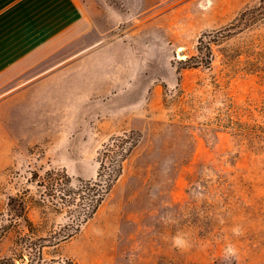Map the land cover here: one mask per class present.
<instances>
[{
	"label": "rangeland",
	"instance_id": "374dc122",
	"mask_svg": "<svg viewBox=\"0 0 264 264\" xmlns=\"http://www.w3.org/2000/svg\"><path fill=\"white\" fill-rule=\"evenodd\" d=\"M83 1L117 17L100 73L47 104L0 103V200L37 198L33 170L95 179L103 145L133 132L117 181L61 251L76 264H264V23L212 44L208 65L180 64L257 0Z\"/></svg>",
	"mask_w": 264,
	"mask_h": 264
},
{
	"label": "crops",
	"instance_id": "0c3cea01",
	"mask_svg": "<svg viewBox=\"0 0 264 264\" xmlns=\"http://www.w3.org/2000/svg\"><path fill=\"white\" fill-rule=\"evenodd\" d=\"M116 20L93 1L0 0V103L47 104L85 89L86 75L100 73L102 33Z\"/></svg>",
	"mask_w": 264,
	"mask_h": 264
},
{
	"label": "trees",
	"instance_id": "16d2710c",
	"mask_svg": "<svg viewBox=\"0 0 264 264\" xmlns=\"http://www.w3.org/2000/svg\"><path fill=\"white\" fill-rule=\"evenodd\" d=\"M264 23V0L241 10L226 26L202 34L196 53L180 60L182 68L208 65L213 57L211 45L227 39L236 31ZM133 132L115 136L99 151L97 177L77 180L63 170L47 169L42 174L31 172L29 182L38 188V197L28 199L27 191L6 194L0 200V264H76L61 251L80 227L96 213L122 171V164L136 146ZM39 213L34 222L29 207ZM61 215L66 222L54 228L51 216Z\"/></svg>",
	"mask_w": 264,
	"mask_h": 264
},
{
	"label": "clouds",
	"instance_id": "9594fccd",
	"mask_svg": "<svg viewBox=\"0 0 264 264\" xmlns=\"http://www.w3.org/2000/svg\"><path fill=\"white\" fill-rule=\"evenodd\" d=\"M234 231L236 232V234H239V230H238V229H236V230H234ZM174 242H175L177 245H179V244L182 243V241H181L179 238H174ZM228 252L234 254V250H233L231 247H229Z\"/></svg>",
	"mask_w": 264,
	"mask_h": 264
}]
</instances>
